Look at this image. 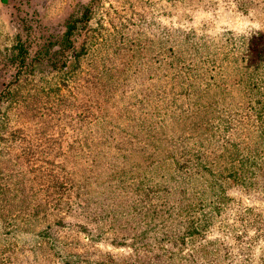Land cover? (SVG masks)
Masks as SVG:
<instances>
[{"label":"rangeland","instance_id":"1","mask_svg":"<svg viewBox=\"0 0 264 264\" xmlns=\"http://www.w3.org/2000/svg\"><path fill=\"white\" fill-rule=\"evenodd\" d=\"M199 243L264 264V0H0V264L201 263Z\"/></svg>","mask_w":264,"mask_h":264},{"label":"trees","instance_id":"2","mask_svg":"<svg viewBox=\"0 0 264 264\" xmlns=\"http://www.w3.org/2000/svg\"><path fill=\"white\" fill-rule=\"evenodd\" d=\"M89 19V9H86L84 12H82V14L80 16L74 17L72 16L71 18H69V20L67 21L66 25H65V30L61 33L60 38L58 40L55 41H45V52L49 51V47H53L54 45H56V49L53 51V53H51L49 55L48 58L51 59V61L55 62V63H59L61 62V65H64V54L71 48H73V51L75 52V46H74V38L73 36L75 35V33L77 32V25L78 23H87ZM84 25V24H83ZM82 48V46L80 47ZM83 49V48H82ZM23 50H25L23 48V45L20 43V50L19 53L22 55L23 54ZM78 53L74 54L73 57L77 58ZM214 181V180H213ZM186 231L185 233L181 236V239H190V241H193V238H191L192 234L197 231V230H201V228H196L191 220L188 221V224L186 226ZM187 239V241H188ZM212 246L211 245H206V243H199V247H198V251L196 250V248L194 247L193 249H195V253L199 254V258L201 257V263L198 262H191L190 264H204L205 262H202L204 260V257L210 258V252H212ZM192 255V254H191ZM208 264H213V262H208Z\"/></svg>","mask_w":264,"mask_h":264}]
</instances>
